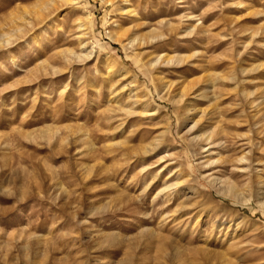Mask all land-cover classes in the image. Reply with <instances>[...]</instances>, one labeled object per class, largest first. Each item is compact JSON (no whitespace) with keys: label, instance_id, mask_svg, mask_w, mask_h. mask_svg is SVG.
I'll return each instance as SVG.
<instances>
[{"label":"rangeland","instance_id":"rangeland-1","mask_svg":"<svg viewBox=\"0 0 264 264\" xmlns=\"http://www.w3.org/2000/svg\"><path fill=\"white\" fill-rule=\"evenodd\" d=\"M0 264H264V0H0Z\"/></svg>","mask_w":264,"mask_h":264},{"label":"bare ground","instance_id":"bare-ground-1","mask_svg":"<svg viewBox=\"0 0 264 264\" xmlns=\"http://www.w3.org/2000/svg\"><path fill=\"white\" fill-rule=\"evenodd\" d=\"M81 28H85V24H81ZM85 29H87V27L85 28ZM160 37H154L153 39H155V40H158ZM138 40H139V42L141 43V42H143L144 41V39L143 38H138ZM116 41H119L118 39H116ZM131 43H133V42H130V44ZM163 64H166V65H171L172 63H173V59L172 58H170V57H164V58H161V60H160ZM187 88V87H186ZM185 95H187L186 93H184V92H182V97H185ZM243 161H249L246 157H242L240 160H239V162L241 163V162H243ZM228 189V188H227ZM226 193V196H229V195H231V196H233V198L234 197H239V191L237 190V188H236V186L234 185V186H232V187H230L228 190H227V192H225ZM230 196V197H231ZM240 196H241V194H240ZM232 198V199H233ZM240 201H245L244 199H241ZM246 202V201H245Z\"/></svg>","mask_w":264,"mask_h":264}]
</instances>
